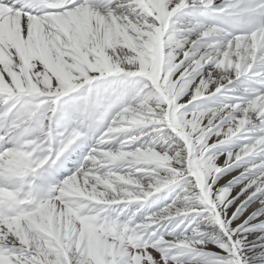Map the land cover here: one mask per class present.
Segmentation results:
<instances>
[{"label":"snow or ice","instance_id":"6c2138e0","mask_svg":"<svg viewBox=\"0 0 264 264\" xmlns=\"http://www.w3.org/2000/svg\"><path fill=\"white\" fill-rule=\"evenodd\" d=\"M0 264H264V0H0Z\"/></svg>","mask_w":264,"mask_h":264}]
</instances>
